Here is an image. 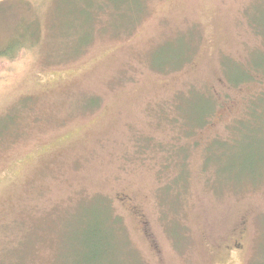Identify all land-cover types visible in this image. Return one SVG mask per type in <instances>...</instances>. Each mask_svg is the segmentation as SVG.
I'll return each mask as SVG.
<instances>
[{
  "label": "rangeland",
  "instance_id": "1",
  "mask_svg": "<svg viewBox=\"0 0 264 264\" xmlns=\"http://www.w3.org/2000/svg\"><path fill=\"white\" fill-rule=\"evenodd\" d=\"M257 64L264 0H0V264H264V177L202 169Z\"/></svg>",
  "mask_w": 264,
  "mask_h": 264
},
{
  "label": "trees",
  "instance_id": "2",
  "mask_svg": "<svg viewBox=\"0 0 264 264\" xmlns=\"http://www.w3.org/2000/svg\"><path fill=\"white\" fill-rule=\"evenodd\" d=\"M249 68L250 70L242 67V69L238 71L241 80L235 82L236 84L234 83V86L248 84L249 82L254 81L251 71L254 73L260 72L259 74L264 75V64H257L255 66L251 65ZM185 104L186 100L183 105L185 106ZM213 108L214 106L212 103L211 110L204 113L199 122L203 123V118L208 114L213 115ZM174 120L178 121L177 118ZM199 122L197 123V126L198 128H201ZM179 124L183 127L186 125L190 127L195 126L193 122H187L184 117H182ZM263 128L264 93H261L257 96V98L251 101L250 105L246 108L244 116L232 124L230 138L228 141H213L205 148V159L202 163L203 172L205 162L217 157L215 155L219 153L220 157L218 158L220 160H222L225 156L224 161L228 164L230 163L229 169L240 170L241 172L247 174L248 176H246V180L253 181L264 177V151L262 152L259 144L256 142L257 137L262 134ZM227 165L224 167L225 169ZM112 222L115 223L117 221L114 220ZM104 231L108 233L109 231H112V229L109 226H105ZM106 237L105 233H103V237L101 236V238L98 237V234L96 233L95 236H92L95 240H83L84 250H80L79 253V255H84L81 258V264H100V261L103 258L102 256H106L108 252L110 253L111 249L105 241ZM79 258L80 257H78V259Z\"/></svg>",
  "mask_w": 264,
  "mask_h": 264
}]
</instances>
